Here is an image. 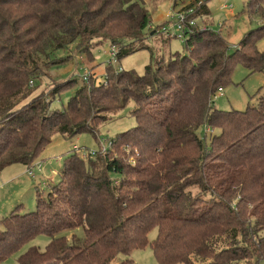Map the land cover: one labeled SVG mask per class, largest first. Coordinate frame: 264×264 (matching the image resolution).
<instances>
[{"label":"trees","instance_id":"obj_1","mask_svg":"<svg viewBox=\"0 0 264 264\" xmlns=\"http://www.w3.org/2000/svg\"><path fill=\"white\" fill-rule=\"evenodd\" d=\"M262 6L247 0L248 12ZM185 8L208 14L205 0ZM150 21L145 0H0V171L12 164L28 170L55 133L95 136L110 113L135 104L134 125L104 152L70 150L58 181L46 194L36 191L32 211L17 206L0 219V262L40 234L48 244L30 245L18 264H115L118 254L147 244L159 264L264 257V95L242 111L211 104L236 63L263 69L256 42L264 25L230 54L219 31L196 25L184 55L149 63L142 74L108 63L103 81L87 72L58 108L52 102L75 79L40 89L47 69L71 57L60 53L72 44L85 53L107 41L121 59L145 47Z\"/></svg>","mask_w":264,"mask_h":264},{"label":"rangeland","instance_id":"obj_2","mask_svg":"<svg viewBox=\"0 0 264 264\" xmlns=\"http://www.w3.org/2000/svg\"><path fill=\"white\" fill-rule=\"evenodd\" d=\"M145 1L151 13L150 25L152 27L150 34L142 42L145 47L125 55L121 59L115 58L114 55L110 56L111 46L107 41H102L98 45L92 42L85 53H79L75 44H72L67 50L61 51V55L69 54L71 57L59 65L47 69L48 82H45L40 89L47 91L50 87L47 84L55 81L73 78L75 82L55 97L52 102L54 108L61 107L66 103L75 89L83 82L82 75L88 74L87 72L94 73L97 81H103L108 63L114 69L134 70L136 73L142 74L145 66L149 63L154 65L155 61L161 58L166 60L171 54L184 55L187 53L183 39L179 36L165 38L160 33V26L173 23L174 19L168 17V13L172 12V9L180 10L181 6L188 4V0ZM190 1L192 2V0ZM174 3L176 6H173ZM205 8L208 14L205 15L203 12L198 15L197 24L199 26L206 25L216 32L219 31L228 43L229 54L235 51L238 42L246 32L264 25V6L252 13L248 12L247 0H205ZM256 47L259 51H264V35L256 42ZM221 89V92L216 91L212 97L211 104L216 109L242 111L248 105L256 104L258 98L264 95V67L261 71H250L243 64L236 63L229 75V80L221 86ZM134 107V102L129 100L125 107L110 113L106 120L97 126L95 136L88 132L73 137L55 133L31 166L34 176L28 175L27 167L22 164H12L2 168L0 172V219L17 206L22 213L32 211L35 206L36 191L42 190L46 194L52 184L58 181L57 172L69 151L74 149L75 152L82 155L89 151H98L106 146L117 133L134 125L135 121L132 116ZM197 134L203 137L204 127L199 128ZM206 138L208 139L207 135ZM37 164L41 165L39 170ZM82 233L81 228L76 229V235L80 236ZM262 233L264 234V231ZM155 235L156 230L153 229L149 232L147 236L149 242ZM49 240V236L40 234L10 254L0 264H18V255L30 245H35L42 250ZM128 259H130L128 264H159L150 244L133 249L128 255L118 254L113 262L118 264ZM194 264H201V262L196 260ZM236 264H264V257L257 262L239 261Z\"/></svg>","mask_w":264,"mask_h":264},{"label":"built area","instance_id":"obj_3","mask_svg":"<svg viewBox=\"0 0 264 264\" xmlns=\"http://www.w3.org/2000/svg\"><path fill=\"white\" fill-rule=\"evenodd\" d=\"M200 4V1L198 2V5ZM196 9L194 8H183L180 10H176L174 11V9H172V12L168 13V17L174 19L173 23H169L167 25H161L160 26V33H162V35L165 38H170L171 36H179L180 38H182L183 40L185 39L186 35L188 34V32L191 31V29L193 27H195L197 24V16H195ZM199 29H206L207 26L203 25V26H199ZM115 53V48L111 47L110 50V56L113 57ZM83 80H87V74L83 75ZM221 88H218L217 91L221 92ZM110 146V141L108 142V144H106V146L101 148V151L104 152L108 147ZM96 154V151H89L86 152L85 154H80L82 157H86L87 155L89 156H94ZM133 164L134 162L131 161ZM38 170L40 169L41 165L37 164L36 165ZM28 175L34 176V173L32 172V169L29 168L27 170Z\"/></svg>","mask_w":264,"mask_h":264},{"label":"crops","instance_id":"obj_4","mask_svg":"<svg viewBox=\"0 0 264 264\" xmlns=\"http://www.w3.org/2000/svg\"><path fill=\"white\" fill-rule=\"evenodd\" d=\"M188 2H190V0H188ZM188 2H187V3H188ZM185 6H186V5H183V6H181L180 8L183 9V8H185ZM180 8H179V9H180ZM0 172H1V171H0Z\"/></svg>","mask_w":264,"mask_h":264}]
</instances>
